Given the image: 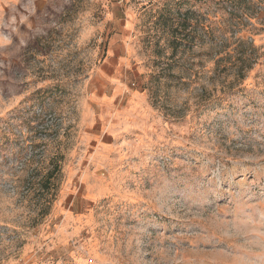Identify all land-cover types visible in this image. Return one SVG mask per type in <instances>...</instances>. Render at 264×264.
Returning a JSON list of instances; mask_svg holds the SVG:
<instances>
[{
    "label": "rangeland",
    "instance_id": "obj_1",
    "mask_svg": "<svg viewBox=\"0 0 264 264\" xmlns=\"http://www.w3.org/2000/svg\"><path fill=\"white\" fill-rule=\"evenodd\" d=\"M0 264H264V0H0Z\"/></svg>",
    "mask_w": 264,
    "mask_h": 264
},
{
    "label": "trees",
    "instance_id": "obj_2",
    "mask_svg": "<svg viewBox=\"0 0 264 264\" xmlns=\"http://www.w3.org/2000/svg\"><path fill=\"white\" fill-rule=\"evenodd\" d=\"M241 58L239 59V67H237L236 72L238 74L239 77H242L243 72H247L248 70V60H246V58H243V56H245V53H241ZM49 182L47 185L46 183ZM45 185V186H43ZM42 190H41V198H42V204L43 206L40 208L39 210V214H41L42 216H44V212L48 209L49 205L51 204V200L49 197H46L49 193H50V180L48 179V177H46L41 185Z\"/></svg>",
    "mask_w": 264,
    "mask_h": 264
}]
</instances>
